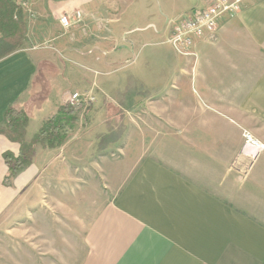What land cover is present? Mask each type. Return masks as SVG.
<instances>
[{"label":"crops","instance_id":"obj_1","mask_svg":"<svg viewBox=\"0 0 264 264\" xmlns=\"http://www.w3.org/2000/svg\"><path fill=\"white\" fill-rule=\"evenodd\" d=\"M193 6L22 4L25 44L0 59V125L10 105L23 108L30 142L47 119L43 110L57 112L71 94L60 83L81 87L88 78L92 91L101 85L107 98L118 95L114 107L127 126L126 156L100 164L111 179L108 200L82 235L78 264H264V150L254 158L240 152L243 130L264 144V0H243L213 40L184 58L167 42L170 22ZM77 11L78 22L65 28L60 17ZM77 129L61 147L39 146L10 185L3 154L21 145L0 134V219L49 171L80 170L64 164L70 153L81 159Z\"/></svg>","mask_w":264,"mask_h":264},{"label":"rangeland","instance_id":"obj_2","mask_svg":"<svg viewBox=\"0 0 264 264\" xmlns=\"http://www.w3.org/2000/svg\"><path fill=\"white\" fill-rule=\"evenodd\" d=\"M199 2L192 0V5ZM170 49L177 54L172 46ZM84 69L88 71L87 66ZM62 83L60 85L66 87L68 93H90L96 98L88 114V124L84 125L81 119L77 129L76 142L81 143V159H75L77 157L70 153L64 162L65 167L72 164L80 170L72 175H64L67 170L63 168L49 171L0 219V264H78L82 256V235L102 203L108 200L107 185L111 184V179L104 175L100 164L107 162L111 167L113 162L116 164L126 156L122 142L127 126L124 115L117 113L114 107L120 101L118 95L110 98L111 101L101 92V85L92 91L88 78L81 87L75 83ZM55 113L54 110H43L47 118ZM100 129L103 133H96ZM243 142L240 152L249 155L251 150L244 137ZM133 151L137 152L136 146ZM250 156L253 158L251 153ZM51 160L54 158H49Z\"/></svg>","mask_w":264,"mask_h":264},{"label":"trees","instance_id":"obj_3","mask_svg":"<svg viewBox=\"0 0 264 264\" xmlns=\"http://www.w3.org/2000/svg\"><path fill=\"white\" fill-rule=\"evenodd\" d=\"M18 0H0V59L23 48L27 33V22L23 7ZM79 107L65 102L59 106L57 112L47 118L41 125L33 139L26 140L29 125V113L23 108L13 104L4 114L3 123L0 125V134L10 140L20 143L18 154L5 152L3 154L8 166V173L4 183L10 185L12 178L32 163V156L39 146L52 149L63 146L78 128L81 119L83 124H88V114L93 109V104Z\"/></svg>","mask_w":264,"mask_h":264},{"label":"built area","instance_id":"obj_4","mask_svg":"<svg viewBox=\"0 0 264 264\" xmlns=\"http://www.w3.org/2000/svg\"><path fill=\"white\" fill-rule=\"evenodd\" d=\"M20 3L22 5L24 0ZM242 3L243 0H200L197 5L170 22V35L167 42L177 55L184 58L195 57L196 43L200 40H213L217 35L221 19L238 14ZM80 17L81 11H77L73 17L61 16L60 22L65 28H69L78 22ZM94 101H96L94 95L90 93L82 95L79 92L69 94L66 100L75 107L82 104L87 106ZM243 137L253 158L264 150V144L250 131L245 130Z\"/></svg>","mask_w":264,"mask_h":264}]
</instances>
